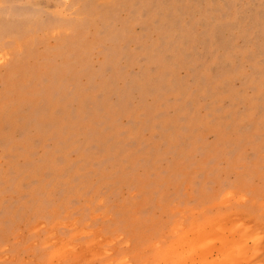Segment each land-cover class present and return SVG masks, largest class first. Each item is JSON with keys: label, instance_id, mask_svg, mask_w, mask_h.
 Wrapping results in <instances>:
<instances>
[{"label": "rangeland", "instance_id": "rangeland-1", "mask_svg": "<svg viewBox=\"0 0 264 264\" xmlns=\"http://www.w3.org/2000/svg\"><path fill=\"white\" fill-rule=\"evenodd\" d=\"M0 264H264V0H0Z\"/></svg>", "mask_w": 264, "mask_h": 264}]
</instances>
